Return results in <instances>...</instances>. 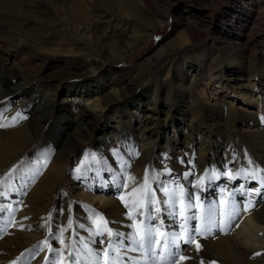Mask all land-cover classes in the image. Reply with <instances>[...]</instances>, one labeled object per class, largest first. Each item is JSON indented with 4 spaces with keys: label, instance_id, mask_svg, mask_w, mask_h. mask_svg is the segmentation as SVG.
<instances>
[{
    "label": "rangeland",
    "instance_id": "1",
    "mask_svg": "<svg viewBox=\"0 0 264 264\" xmlns=\"http://www.w3.org/2000/svg\"><path fill=\"white\" fill-rule=\"evenodd\" d=\"M10 1L21 17L0 13V74L19 79L8 93L0 86V132L33 124L35 103L47 124L0 173V264H167L173 236L176 264H207L208 240L251 230L261 242L264 227L248 228L264 212V0H151L163 22L153 33L116 2L120 23L93 17L102 0ZM183 23L193 37H174ZM75 41L89 51L77 61L67 53ZM169 41L167 90L158 63L142 65ZM235 63L243 69L232 75ZM210 68H230L229 86L212 85ZM249 84L253 101L232 90ZM18 86L36 102L8 117L27 105ZM217 103L229 118H210ZM48 150L65 158L64 179L37 201L47 163H32ZM83 185L116 203L78 197ZM149 228L151 254L147 239L133 250ZM263 253L237 256L264 264Z\"/></svg>",
    "mask_w": 264,
    "mask_h": 264
},
{
    "label": "bare ground",
    "instance_id": "2",
    "mask_svg": "<svg viewBox=\"0 0 264 264\" xmlns=\"http://www.w3.org/2000/svg\"><path fill=\"white\" fill-rule=\"evenodd\" d=\"M102 3H104V9L105 11L101 12V10H97V12L94 13L93 17H96L100 20H107L108 21H113V22H119L121 21V19L124 17H120V15L116 12H113L112 8L113 6L111 5V3H115L117 4V6L119 7L120 10L127 12L128 14H130V17H133L135 22L137 24L142 25L143 27L147 28L148 30L151 31V33L155 32L156 29L160 26L163 25V22H160L155 20L153 18L154 15H151L154 13L155 9L153 6V3H151V0H102ZM138 6H144L146 8V12L147 9L149 10V13H140L138 10H136V8ZM141 11V10H140ZM151 11V12H150ZM0 13H9V14H13L16 17H21V14L19 12H17V5L15 1H10V0H0ZM264 13V12H263ZM235 16V15H234ZM239 16V15H238ZM249 17V16H248ZM232 18V17H231ZM167 19V18H166ZM237 19V18H236ZM129 26V25H128ZM180 28H177L174 32V37H181L183 36V34L186 32L187 34L190 35V37H193V32L191 30H189L187 28V23H183L180 24L179 26ZM172 41V40H171ZM169 41L167 43V46H165L162 51H157L156 53H154V55L146 60L143 65L142 68L144 67L145 64L149 63V61L152 59V61L154 63H158L159 66V71L160 73L163 75L162 81L164 82V87L165 89L168 90V86H166V84L168 82V79L170 78L171 74H172V69L168 66V64L166 63V61L163 59L164 55L169 52L167 51V48H172L173 42ZM44 41H42L41 43H43ZM73 46L75 48V51H70L67 52L68 54H70L69 56L74 58L76 61L77 59H81V57L85 56L83 52H89V51H85L87 50V45H85L84 43H81L79 41H75L73 43ZM49 52V51H48ZM54 52V51H52ZM55 53V52H54ZM151 61V62H152ZM236 69H233L232 75L242 72L243 67L240 65V63H235L233 65ZM192 69H195L193 67H189V71ZM209 68V66H208ZM211 69V75H209L208 79L212 82L213 84H216L217 88L219 89H225L226 84L228 85V82H230V80H226L225 77V73L226 71H229V69H223L222 71L218 72V70H216L215 68H210ZM189 71L186 72V74L189 73ZM232 71V70H231ZM208 74V73H207ZM139 76L143 75V71L138 72ZM19 79V77H12V78H8L3 74H0V86L2 85L3 88H5L3 91H10L7 89H11L10 85H14L15 82H17V80ZM247 83V82H246ZM225 84V85H223ZM17 85V84H15ZM188 88H183L184 91L187 92ZM229 86V85H228ZM253 87L254 84H249L248 86H243V87H237L235 89L232 88V90L234 91V93H236V95L243 97L244 100H250L253 101L254 99V95L252 94L253 92ZM29 86L26 89H22V87H17V89L13 90L17 93L18 96L20 95H24L25 97L27 96V105L25 107H18L19 110L17 111H13L12 108H10L9 110V115L8 117H15L17 116L16 114H19L20 110L24 109V108H29L32 107L33 104L36 102V99H32L31 96L29 97V95H27V92L29 90ZM229 89L228 87H226V90ZM231 89V88H230ZM12 91V92H13ZM255 92V91H254ZM249 95V97H247V95ZM262 96H264V93L262 94ZM262 99L260 96H258L257 100ZM7 100L4 98H0V105H3ZM9 101V100H8ZM10 103V101H9ZM7 105V102L5 103ZM35 111L36 114L33 117V121L34 123H20L21 125L15 127L13 131H1L0 132V173L3 171V169L8 170V168L10 167V165L12 164L13 160L20 155V153L27 148L29 145H31L34 140H35V136L36 134H38L40 131L43 130L44 125L47 124L46 122V111L47 109H43L40 107V105L35 103ZM214 114L216 116H214L213 114L210 115V118H214V119H221L220 117H224L229 118V112L227 110H225V107L223 105L220 104H214ZM17 118V117H15ZM15 124V123H14ZM19 124V123H18ZM81 124L85 126V120H81ZM12 129V128H11ZM39 135V134H38ZM64 147H61L60 149V153H62V149ZM35 148L32 149V154H34ZM51 150V149H50ZM50 150H48L49 153H47L46 155V160L44 159H39L36 160L35 163H32V167L35 164H39L40 165V169H43L44 165L47 163V167L45 168V170H43L41 179L35 183V186L33 188V191L31 194H36V199L37 201H39L40 199L44 198V195H47L48 197L51 196V194H54L55 189H57L59 183L63 181V176H64V170L66 169V161L65 158L59 155H55V153L53 154ZM146 156L142 157L141 162L138 163V165H143L145 162H142L143 160H145ZM95 162H97V159H95L94 157L92 158H88L87 164H89V166H93L95 164ZM142 169V168H141ZM129 186V184L126 185V190H124V192L118 196V197H123L125 195H127V187ZM79 193H78V197L80 198H86L88 197V201L92 202V203H98L101 206L104 205H110V204H115L116 202H113V200L104 198L102 194L99 195H95L94 191L96 188L92 187H87V186H80L79 188ZM88 190V191H86ZM133 192L134 189H131ZM126 191V192H125ZM32 196V195H31ZM261 213V216H263V218L260 220L257 216L252 215L250 217L249 220V228L252 227H264V212L261 210L259 211ZM262 230V240L261 242L257 245V243L253 242V240L250 238L249 235H247L246 232H250L252 234L251 230H240L237 233L235 232L234 235H231V242H229V239H223V238H217V242L215 245V240H208L207 244V249H209V253L211 255L212 258V262L210 261L207 264H231V262H233L232 264H256L253 262H249V263H245L243 260H241V258L239 256H237V253H245L248 255L254 254L255 251H258V253L260 251H264V228L261 229ZM255 237V235H254ZM234 246V247H233ZM220 250L222 251V253L220 252ZM236 253V254H235ZM235 255L237 256V259L235 258ZM264 256V253H263ZM210 258V259H211ZM225 259L227 260V262L225 261ZM231 259L233 261H231ZM235 262V263H234ZM259 263V262H258Z\"/></svg>",
    "mask_w": 264,
    "mask_h": 264
},
{
    "label": "snow or ice",
    "instance_id": "3",
    "mask_svg": "<svg viewBox=\"0 0 264 264\" xmlns=\"http://www.w3.org/2000/svg\"><path fill=\"white\" fill-rule=\"evenodd\" d=\"M77 171H80V170L77 169ZM201 183H203V181H201ZM165 191H167V189ZM182 191L183 190L181 189V192ZM189 199H192L191 195H189ZM196 199H199V197H196ZM156 210L159 211V209H156ZM195 218H196L195 216L191 217V219H195ZM111 235H112V233L109 232V236H111ZM116 235L119 236L120 234L117 233ZM151 235H152V229L149 228V229H147V233H146L145 237H142V239L140 241L134 240L135 243H138L139 247L137 249H133V250L138 251L140 249H144L145 248L144 240L147 239L148 248L146 249V254L150 255L151 254V244L153 243V241L151 240ZM177 239H178V237L173 236V237H171V243H169L167 240L165 241V244L168 246V249H169L168 257H167V264H176V257H177L178 252H179L178 245L176 244ZM197 248H199V245H197Z\"/></svg>",
    "mask_w": 264,
    "mask_h": 264
}]
</instances>
